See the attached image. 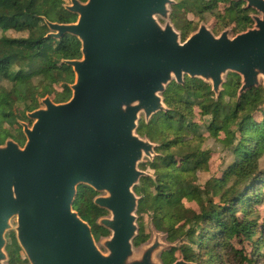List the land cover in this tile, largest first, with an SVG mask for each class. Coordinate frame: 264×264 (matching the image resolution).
I'll return each instance as SVG.
<instances>
[{"label": "water", "instance_id": "water-1", "mask_svg": "<svg viewBox=\"0 0 264 264\" xmlns=\"http://www.w3.org/2000/svg\"><path fill=\"white\" fill-rule=\"evenodd\" d=\"M62 5L73 23L49 22L47 38L76 37L81 58L62 60L75 75L71 97L26 113L25 143L0 145V264L7 263L5 235L13 230L30 264H162L158 239L135 257L133 189L149 175L138 169L155 146L136 134L139 116L150 120L167 111L163 93L184 77L209 83L216 97L228 73L241 79L238 97L264 78V0H244L259 12L254 27L230 38L201 26L185 41L170 24L171 0H69ZM96 193L93 204L109 213L97 224L110 237L107 254L73 211L78 186ZM15 225H12V221ZM172 264H194L183 258Z\"/></svg>", "mask_w": 264, "mask_h": 264}, {"label": "trees", "instance_id": "trees-1", "mask_svg": "<svg viewBox=\"0 0 264 264\" xmlns=\"http://www.w3.org/2000/svg\"><path fill=\"white\" fill-rule=\"evenodd\" d=\"M64 2L0 0V144L10 136L3 123L25 119V112L37 109L46 95L56 102L71 96L67 85L73 72L61 61L80 59V42L70 35L47 38L43 21L75 22ZM181 32L185 40L188 28ZM239 86V76L228 75L215 100L210 87L198 80L172 82L162 95L167 111L154 115L148 125L141 120L137 129L160 144L161 154L141 166L159 171L155 180L143 178L134 188L141 196L137 212L148 214L170 241L181 239L185 260L196 264H264V216L260 222L257 209L264 204V89L237 97ZM195 107L205 122L194 121ZM208 138L219 142L232 159L220 177L200 186L198 174L208 171L212 158V151L203 149ZM96 195L90 187L79 186L73 208L95 237H105L109 232L95 224L106 212L93 204ZM184 201L194 202L197 209ZM146 239L140 233L133 243ZM162 260L176 261L173 252L164 253Z\"/></svg>", "mask_w": 264, "mask_h": 264}, {"label": "rangeland", "instance_id": "rangeland-1", "mask_svg": "<svg viewBox=\"0 0 264 264\" xmlns=\"http://www.w3.org/2000/svg\"><path fill=\"white\" fill-rule=\"evenodd\" d=\"M85 1H81V2H85ZM171 1H172L171 4L168 6V17L167 18H161V17L157 16L156 19H157L158 23L162 27H164L166 24H170L174 28V30L179 34L180 40L183 42V40H182V32L177 27L178 25L171 20V5H174L175 4V0H171ZM69 4H70V1L69 0H65L64 5H69ZM225 7H226L225 5L220 4L218 6V8L215 10V13H213V14H205V15H203L201 17H195L194 15L188 14L186 17H187L188 20H192L193 21L192 22L193 25H192L191 28L188 29L189 33L187 35V38L192 33L196 32L201 26L206 27L214 36H219L224 31H227L228 32V36L230 38H233L234 36H236L237 35V32H239V29L238 28H235V24H233V22L229 19L230 18L229 16L226 15V16H223L222 17V15H223L222 13L223 12L225 13V10H224ZM254 11L255 12L251 14L252 24L250 25V28L254 27V24H255L254 21H253V17L260 16L261 15L256 10H254ZM64 66H66V65H64ZM230 74H232V73H228L227 75H225L223 77V80H225L224 84L226 83L227 77ZM185 77H188V76H185ZM185 77H184V79H185ZM239 79H240V77H239ZM74 80H75V75L73 73V81H72L71 84L74 83ZM195 80H198V81H200V82L208 85L210 87V89H211L210 84L204 82L202 79L195 78ZM172 82H175V81H172ZM71 84H68L67 85V87H68L69 90H70V85ZM223 85L221 87V92L223 90ZM240 86H241V79H240ZM240 86H239V88H240ZM259 87H261V88L264 89V78L263 77H260V79H259ZM70 92H71V90H70ZM213 95H214V99L217 100L218 97H216L214 93H213ZM49 97L51 98V96H49ZM237 97H238V91H237ZM51 100L54 103H63V102H58V101L56 102V101H54L53 98H51ZM39 103L40 104H39L38 108H42L43 105L41 104L40 101H39ZM165 107L167 109V106L166 105H165ZM194 112H195V119H194L195 122L202 123V122H205L206 121L207 118L201 119L200 114H199L200 112H199V110H198L197 107L194 108ZM26 113L27 112H25V117H26ZM139 118L140 119L138 121V127H137V129L139 128V122L141 120L144 122L145 125H148L149 122H150V120L152 119L151 118L150 120L146 121L143 114H141L139 116ZM256 118H257V120L259 119L258 117H256ZM15 121H16V124H14V125H9L8 123H3L2 124V128L5 129V130H7L8 133H9V135H10V136H8L5 139V141L12 140V141L18 143L19 145H21L24 142L23 141V138H25L23 136L22 125L21 124H26L27 126L30 127L33 124V121L30 120V119H28L27 117L25 119H19L18 118ZM136 134L139 137H141L142 139L148 140L150 143H152L155 146L153 157L151 159H149L147 157H144L142 159V161L139 163V166H138V169L140 171L145 172L146 174L149 175V178L150 179L155 180L156 175H157V173H158L159 170L158 171H154V170H151L149 167L147 169H143V168H141V166L143 164L153 163L154 160L158 156H161V154L157 151V149L160 147V144L159 143H156V142H152L147 136L140 135L137 130H136ZM205 135L207 136V133ZM222 138H223V135L221 134L220 137H219V139H222ZM5 141H4V143H5ZM3 144H0V145H3ZM203 149L212 151V158H211L210 163H209V169H208V171L198 174V180H199L198 184L200 186H203L207 181H209L210 179H212L214 177L215 178L220 177L223 169L225 168V166L227 165V163H229L231 161V159H232L230 153L228 151H226L219 144V142L214 141V139H212V138L206 139V141H205V143L203 145ZM261 165L262 166L264 165V159L262 160ZM141 179H143V178H141ZM139 185H140V183H139ZM133 191H134L135 195L140 199L141 196L138 195L135 192V189H133ZM100 195H104V193H97L96 196H100ZM184 205L186 207H189V208L197 209V206H196V204L194 202H186V201H184ZM257 209H258L259 215H260V222H262V217L264 216V204L261 205V206H259ZM108 216H109V213L106 211V213L102 217H108ZM135 217H136V226H137V236H139L140 233H143V234L147 235V239L144 242H142V243H140L138 245H135L133 243V252H134V256L135 257L140 256L142 250L146 246H148L150 243H152V241H154V239H158L159 242L162 245L161 246L162 248L155 255V260L157 262H159V263L162 262V264H163V260H162L163 254L164 253H171V252L174 253L175 260H180L182 258L185 260L184 254L181 252V248H180L181 247V239L176 240V241H173V242L170 241L169 240L168 233L157 229L155 227V225L153 224V222H152V218L148 214L139 215L138 212H136L135 213ZM97 221L95 222V224H96L97 227H100L97 224ZM12 225H15V221L14 220L12 221ZM10 233L15 234L13 230L8 231L6 233V240H7V242L9 241L8 235ZM109 237H110V234L108 236H105V237H100L97 241H95V244H96L97 248L103 254H107V250L104 247V242ZM21 255H22L21 256L22 259L26 258V255L24 254L23 251H22V254ZM185 261H187V260H185ZM187 262H189V261H187ZM25 263L23 262V264H25ZM18 264H20V262H18ZM26 264H30V263L28 262ZM194 264H196V263H194Z\"/></svg>", "mask_w": 264, "mask_h": 264}, {"label": "flooded vegetation", "instance_id": "flooded-vegetation-1", "mask_svg": "<svg viewBox=\"0 0 264 264\" xmlns=\"http://www.w3.org/2000/svg\"><path fill=\"white\" fill-rule=\"evenodd\" d=\"M220 4L226 6L224 8L225 13L224 12L222 13L223 14L222 17L226 15L230 17L229 19L233 22V24H235V28H238L240 30L239 32H237V34L241 32H245L246 30L250 29V25L252 24L251 14L255 12L254 11L255 9L248 7L247 2L244 0H175V4L171 5V20L178 25L177 27L180 29V31L181 28L189 29L192 27L193 21L187 19L186 16L188 14L194 15L195 17H201L205 14H213L215 13V10L218 8ZM245 24H249V25L246 27ZM23 141L24 142L20 145L21 147L25 143V138H23ZM73 205H72V209L77 213V211L73 208ZM89 227L91 229V226ZM91 233H92V229H91ZM100 237H104V236L95 237L93 235L95 241H97ZM8 239L9 241L7 242L5 235L4 251L7 256L6 264H18V262H20V264H23V262L28 263L27 258L24 259L21 258L22 250L18 245L15 234L10 233L8 235ZM16 247H18L19 250H17Z\"/></svg>", "mask_w": 264, "mask_h": 264}]
</instances>
